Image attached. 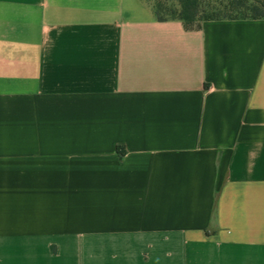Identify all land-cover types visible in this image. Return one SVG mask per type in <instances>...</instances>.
<instances>
[{"label":"crops","instance_id":"1","mask_svg":"<svg viewBox=\"0 0 264 264\" xmlns=\"http://www.w3.org/2000/svg\"><path fill=\"white\" fill-rule=\"evenodd\" d=\"M0 264H264V19L0 0Z\"/></svg>","mask_w":264,"mask_h":264},{"label":"trees","instance_id":"2","mask_svg":"<svg viewBox=\"0 0 264 264\" xmlns=\"http://www.w3.org/2000/svg\"><path fill=\"white\" fill-rule=\"evenodd\" d=\"M158 21L180 20L185 29L208 20L264 19V0H143Z\"/></svg>","mask_w":264,"mask_h":264}]
</instances>
